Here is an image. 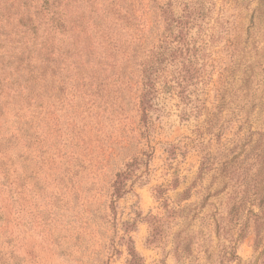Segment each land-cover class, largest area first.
I'll list each match as a JSON object with an SVG mask.
<instances>
[{"label": "rangeland", "instance_id": "1", "mask_svg": "<svg viewBox=\"0 0 264 264\" xmlns=\"http://www.w3.org/2000/svg\"><path fill=\"white\" fill-rule=\"evenodd\" d=\"M182 2L0 0V264H264V0H204L199 110L166 62L146 115Z\"/></svg>", "mask_w": 264, "mask_h": 264}, {"label": "trees", "instance_id": "2", "mask_svg": "<svg viewBox=\"0 0 264 264\" xmlns=\"http://www.w3.org/2000/svg\"><path fill=\"white\" fill-rule=\"evenodd\" d=\"M182 2L180 13H177L173 8V3L168 6H159V11L155 18L156 25H162L163 30L166 32L163 36L159 34V44L156 48L148 49V55L139 62L138 76L141 84V104L142 111L147 115V109L151 108L149 101L156 97L157 82L159 72L163 69L164 64L174 63L176 66V81L179 97L186 106H191L193 112L199 110L200 106L196 104L189 95V89L193 82L196 73L200 75L201 70L199 66V48L194 45L195 41L193 36L194 30H203L201 22L208 16L209 9L206 8L204 0H189ZM160 27V26H159ZM168 32V33H167ZM148 100V102H147ZM150 105V106H149ZM129 173L125 172L117 176L112 188V197L115 199L121 198L125 193L126 179ZM259 207H264V193L260 195ZM262 234V231L259 232ZM129 255L131 256L132 264H137L139 257L133 245L128 247Z\"/></svg>", "mask_w": 264, "mask_h": 264}]
</instances>
